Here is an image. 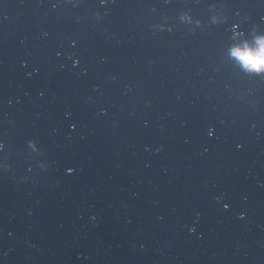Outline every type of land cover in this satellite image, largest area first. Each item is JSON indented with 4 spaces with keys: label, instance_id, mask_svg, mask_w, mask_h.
Here are the masks:
<instances>
[{
    "label": "clouds",
    "instance_id": "clouds-1",
    "mask_svg": "<svg viewBox=\"0 0 264 264\" xmlns=\"http://www.w3.org/2000/svg\"><path fill=\"white\" fill-rule=\"evenodd\" d=\"M261 46L255 51L247 50L239 51L234 50L233 55L239 58L245 68L254 71L264 70V41L260 42ZM34 140L28 143H34Z\"/></svg>",
    "mask_w": 264,
    "mask_h": 264
}]
</instances>
